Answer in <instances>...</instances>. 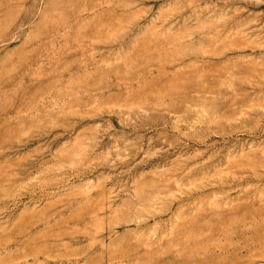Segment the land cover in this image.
<instances>
[{
  "label": "rangeland",
  "instance_id": "1",
  "mask_svg": "<svg viewBox=\"0 0 264 264\" xmlns=\"http://www.w3.org/2000/svg\"><path fill=\"white\" fill-rule=\"evenodd\" d=\"M0 264H264V0H0Z\"/></svg>",
  "mask_w": 264,
  "mask_h": 264
},
{
  "label": "bare ground",
  "instance_id": "2",
  "mask_svg": "<svg viewBox=\"0 0 264 264\" xmlns=\"http://www.w3.org/2000/svg\"><path fill=\"white\" fill-rule=\"evenodd\" d=\"M180 86H182V84L180 85ZM183 87V89H182V91L184 90V86H182ZM192 87V86H191ZM179 91V90H178ZM190 91V90H189ZM205 92H206V90H205ZM175 93V92H174ZM176 93H178L177 92V90H176ZM187 93H189V92H187ZM190 93H191V91H190ZM185 95V94H184ZM187 95V94H186ZM189 95V94H188ZM175 97V96H174ZM178 97H183V92H181L180 94L178 93ZM198 97V96H197ZM169 99V98H168ZM156 102V101H155ZM156 104V103H155ZM178 105H179V103H178ZM183 106V105H182Z\"/></svg>",
  "mask_w": 264,
  "mask_h": 264
}]
</instances>
